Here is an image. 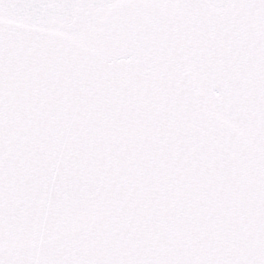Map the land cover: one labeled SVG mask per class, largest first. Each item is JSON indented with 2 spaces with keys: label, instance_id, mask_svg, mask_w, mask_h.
Segmentation results:
<instances>
[{
  "label": "snow or ice",
  "instance_id": "obj_1",
  "mask_svg": "<svg viewBox=\"0 0 264 264\" xmlns=\"http://www.w3.org/2000/svg\"><path fill=\"white\" fill-rule=\"evenodd\" d=\"M0 264H264V0H0Z\"/></svg>",
  "mask_w": 264,
  "mask_h": 264
}]
</instances>
